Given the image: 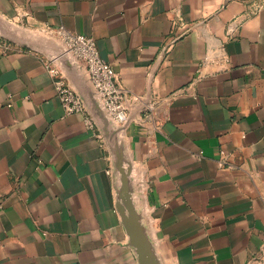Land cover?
<instances>
[{
	"label": "crops",
	"instance_id": "1",
	"mask_svg": "<svg viewBox=\"0 0 264 264\" xmlns=\"http://www.w3.org/2000/svg\"><path fill=\"white\" fill-rule=\"evenodd\" d=\"M60 26L127 91L106 115L161 263L264 264V0H0V264H139L110 142L47 69L93 91Z\"/></svg>",
	"mask_w": 264,
	"mask_h": 264
},
{
	"label": "built area",
	"instance_id": "2",
	"mask_svg": "<svg viewBox=\"0 0 264 264\" xmlns=\"http://www.w3.org/2000/svg\"><path fill=\"white\" fill-rule=\"evenodd\" d=\"M51 33L59 38L68 57L86 70L95 96L107 115L118 124H126L130 120L129 109L126 106L127 91L119 84L113 67L101 58L96 41L91 37L71 33L63 26ZM177 39L178 37L172 38L173 41ZM47 69L53 78L65 115L81 114L86 125L93 127L94 118L62 68L52 61L47 63Z\"/></svg>",
	"mask_w": 264,
	"mask_h": 264
},
{
	"label": "water",
	"instance_id": "3",
	"mask_svg": "<svg viewBox=\"0 0 264 264\" xmlns=\"http://www.w3.org/2000/svg\"><path fill=\"white\" fill-rule=\"evenodd\" d=\"M57 58L62 66L70 72H74L75 69H77V64L68 57L63 48ZM80 97L84 101L91 116H94L101 125L113 149L115 169L121 181L117 207L122 215L129 235L130 244L137 254L138 262L139 264H162L147 234L146 228L142 222V216L135 206L131 184L132 168L125 158L123 147L118 140L117 131L114 129L106 112L101 108L94 91H88L85 95H80Z\"/></svg>",
	"mask_w": 264,
	"mask_h": 264
},
{
	"label": "rangeland",
	"instance_id": "4",
	"mask_svg": "<svg viewBox=\"0 0 264 264\" xmlns=\"http://www.w3.org/2000/svg\"><path fill=\"white\" fill-rule=\"evenodd\" d=\"M51 36H52V34H50ZM53 37V36H52ZM61 47H62V45H61ZM63 48V47H62Z\"/></svg>",
	"mask_w": 264,
	"mask_h": 264
}]
</instances>
